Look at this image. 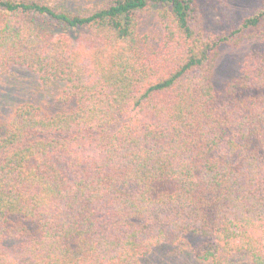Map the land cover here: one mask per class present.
Segmentation results:
<instances>
[{
	"label": "trees",
	"instance_id": "obj_1",
	"mask_svg": "<svg viewBox=\"0 0 264 264\" xmlns=\"http://www.w3.org/2000/svg\"><path fill=\"white\" fill-rule=\"evenodd\" d=\"M251 2L220 27L200 0H0V79L57 86L41 99L18 85L9 97L26 100L0 115V264H173L179 246L182 264H264V0ZM152 9L156 36L141 25ZM244 43L217 85L222 48Z\"/></svg>",
	"mask_w": 264,
	"mask_h": 264
},
{
	"label": "rangeland",
	"instance_id": "obj_2",
	"mask_svg": "<svg viewBox=\"0 0 264 264\" xmlns=\"http://www.w3.org/2000/svg\"><path fill=\"white\" fill-rule=\"evenodd\" d=\"M50 4H63L69 9L73 10H86L102 3H106V0H46ZM203 3L204 8H206V17L209 18L211 24H218L220 27L226 26L224 24L228 23L229 20H240L245 17L247 9H249L253 3L251 0H200ZM208 11V12H207ZM222 21V22H220ZM142 30L153 36H156L159 30V23L155 10L152 9L151 12L146 13L141 18ZM72 36H80L78 32H72ZM250 45L242 44L238 48H232L229 46H224L221 50L220 59L218 61L216 68V84L224 85L228 81L235 78L241 71V66L245 62V58L250 50ZM18 85L29 86L25 93L32 94L35 92L34 96L37 95L38 98H51L56 91L55 87H40V83L37 78L31 74L29 71L22 69H17L12 71L3 79H0V115H6L10 113L14 108H16L20 103L26 100V96L21 94L20 98L12 99L9 95L14 94L16 90H19ZM54 85V84H52ZM22 91V88L21 90ZM29 97V95H28ZM175 251H182V246L176 247ZM172 251L171 256L174 262L173 264L191 263V260H186L185 258H179L177 252ZM155 260L153 263H159ZM146 264H150L147 261Z\"/></svg>",
	"mask_w": 264,
	"mask_h": 264
}]
</instances>
